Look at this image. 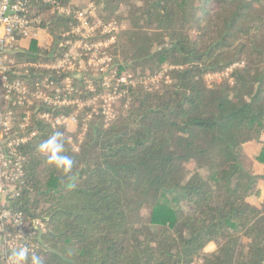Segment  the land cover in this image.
Returning <instances> with one entry per match:
<instances>
[{"label": "trees", "instance_id": "obj_1", "mask_svg": "<svg viewBox=\"0 0 264 264\" xmlns=\"http://www.w3.org/2000/svg\"><path fill=\"white\" fill-rule=\"evenodd\" d=\"M93 1L112 17L124 15L126 3L118 75L133 71L134 82L121 86L127 109L110 122L94 116L77 150L65 136L74 186L36 150L66 130L35 118L37 135L22 148L24 184L10 202L46 225L29 239L33 251L45 264H264V0ZM71 5L32 4L56 37L52 54L75 22L57 6ZM50 56L33 43L18 57ZM229 69L207 85V75ZM160 72L169 81L147 87ZM82 93L73 97L93 96ZM88 112L78 119L80 134Z\"/></svg>", "mask_w": 264, "mask_h": 264}, {"label": "built area", "instance_id": "obj_2", "mask_svg": "<svg viewBox=\"0 0 264 264\" xmlns=\"http://www.w3.org/2000/svg\"><path fill=\"white\" fill-rule=\"evenodd\" d=\"M40 1L47 0H0V189L5 199L0 209V257L3 264H7L11 246H28L33 251L35 244H30L29 239L36 232L46 231V225L40 220L31 222L22 213L10 208L11 200L20 196L24 184L26 156L22 148L37 135L35 118L49 123L54 129L66 130L71 123L78 124L77 114L80 111L78 101L72 96L76 92L74 88L66 86L62 90L61 83L54 76L57 71H66V63H71V54L64 55V62L54 63L18 57L31 52L30 46L23 47L24 42H36L37 47L41 48V34L47 33L42 27L45 16L31 11L32 4ZM57 10L75 20L70 32L73 38L92 39L96 36V30L104 26L101 22L91 24L88 10L61 6H57ZM103 33L112 34L113 31ZM113 40L112 36L109 42ZM106 45L86 41L84 49L92 52ZM59 47H64V44ZM65 47L74 48L71 41H67ZM48 52L53 56L52 49ZM33 70L36 72L33 73ZM230 71L232 69L223 74L207 76L209 79H221L228 76ZM44 74L45 77H42ZM32 76L38 77L35 83L14 78L29 79ZM120 80V85H126L125 79ZM66 81H70L69 78L62 80V83ZM69 107L76 108V111L73 114L55 115L57 110ZM99 114L105 115L106 121L110 120V112L104 110ZM8 226L14 231H9Z\"/></svg>", "mask_w": 264, "mask_h": 264}, {"label": "rangeland", "instance_id": "obj_3", "mask_svg": "<svg viewBox=\"0 0 264 264\" xmlns=\"http://www.w3.org/2000/svg\"><path fill=\"white\" fill-rule=\"evenodd\" d=\"M136 1L133 0L131 1V3L135 5L137 3ZM73 3L74 6L71 5L68 7L75 8L76 10H88L89 17L91 18V24L101 22L104 26L97 29L95 33L96 36L89 40H83L80 37L73 38L70 33L71 29L65 34H59L57 37V40H59L58 48L53 52V56L48 57V59L47 57H45L42 61L46 60V62L52 63L60 61L64 62V55L66 53L71 54V63H66V71H57V75L54 74V76L57 77L58 82L61 83L62 90H64L66 86H71L76 92L84 93L86 92V90H88L93 94L92 97H88L87 99L76 97V100L79 104L78 106L80 107V111L77 114V122L78 119L81 118L82 113H85V111H89L86 118L84 119L85 123H83V126L81 127L82 133L80 134L78 132L80 125L79 122L78 124L71 123L65 132V136L70 139L73 148L77 150L78 146L75 144V139H83L84 131L88 125V122L94 116H98L100 115V112H104V110H106V112H110L108 116L110 120H107L108 122H110L116 117V115H119L121 111L124 112L127 109L128 102H126L125 100L127 92L121 88L122 85H120V79L123 78L125 79L126 84L132 85L134 82V73H132L133 71H128L121 76L118 75V63H123L126 60V56L123 50L117 47L119 38L124 35L129 26V21L127 20L128 8L125 5L126 3L122 4L120 11L124 15H117L115 17L110 16L109 12H104L103 8H99L93 0H73ZM72 25H74V21L70 25L71 28ZM105 31H113V33H103ZM47 33L50 42H40L42 56H45L47 51L53 49L56 43V37L50 35L49 31H47ZM112 36L114 37V40L109 42L110 37ZM67 41L72 42V45L74 46L73 49L65 47ZM86 41H90V44L101 42L104 44L106 43L107 45L100 47L98 50L93 49L92 52H88L84 49V43ZM33 43L36 42H27V45L23 44V47L26 48L27 46H30L31 48ZM61 44H64V47H59ZM55 52H57L56 55H54ZM68 67L70 69H68ZM165 69L168 68L165 67ZM231 72L232 71L228 72V74L230 75ZM165 73L160 72L158 74H155V76L153 77H147L145 85L149 88H158L162 85L163 82L167 83L169 81V77ZM229 75H225L221 79H209L208 76H206V83L208 86H212L214 83L222 82L223 80L228 78ZM139 76L140 74H137L138 78ZM42 77H45V74L42 75ZM67 78H69L70 81H66L65 84L62 83V80H66ZM63 87L65 88L63 89ZM105 105L107 107H105ZM105 124L108 125L106 122ZM260 188L262 189L264 194V183L260 184ZM142 216L148 218V209L142 212Z\"/></svg>", "mask_w": 264, "mask_h": 264}, {"label": "clouds", "instance_id": "obj_4", "mask_svg": "<svg viewBox=\"0 0 264 264\" xmlns=\"http://www.w3.org/2000/svg\"><path fill=\"white\" fill-rule=\"evenodd\" d=\"M65 133L54 130L47 139L37 146V152L45 158V163L61 171L69 179V185L74 186L71 176L74 161L65 154ZM71 254V253H70ZM7 264H45L44 257L37 255L28 246H11Z\"/></svg>", "mask_w": 264, "mask_h": 264}, {"label": "crops", "instance_id": "obj_5", "mask_svg": "<svg viewBox=\"0 0 264 264\" xmlns=\"http://www.w3.org/2000/svg\"><path fill=\"white\" fill-rule=\"evenodd\" d=\"M48 36V34L45 32V33H42L41 34V37H40V42L41 41H43V42H45V41H47V42H50V40H49V36ZM29 42V41H28ZM27 42H24L23 44H26ZM38 44V43H37ZM40 44V43H39ZM27 45V44H26ZM29 46H27L26 48H28ZM5 201V199H4V195L2 194V192H1V189H0V203H3ZM2 238H1V234H0V248H1V243H2V240H1ZM215 249V246L213 245V244H211L208 248H207V251L208 252H210V251H213ZM0 264H3L2 262H1V259H0Z\"/></svg>", "mask_w": 264, "mask_h": 264}]
</instances>
